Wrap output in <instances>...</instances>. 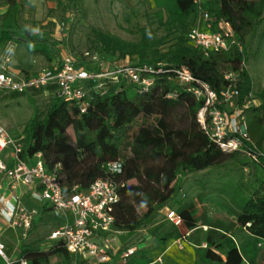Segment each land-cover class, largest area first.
I'll return each mask as SVG.
<instances>
[{
    "label": "trees",
    "instance_id": "16d2710c",
    "mask_svg": "<svg viewBox=\"0 0 264 264\" xmlns=\"http://www.w3.org/2000/svg\"><path fill=\"white\" fill-rule=\"evenodd\" d=\"M176 5L177 8L167 10L166 19L161 21L169 33H183L197 18L198 4L194 0H176ZM203 5L215 21L226 20L232 25L243 47L246 37L264 17V0H205ZM139 31L143 37L138 43L99 29H94V34L101 58L115 62L127 55L136 56L138 62L131 63L147 64L155 69L148 74L154 79L148 91L141 93L135 84L124 80L108 83L104 93L90 84L89 105L81 111L75 103L55 97L53 87H49L52 98L47 111L32 117L23 129L21 156L28 160L42 152L49 171L60 164L57 172L67 193L74 186L86 190L100 177L110 176L124 183L114 210V227L121 232H134L146 226L155 211L169 204L184 175L225 166L236 161L240 153H246L240 149L224 150L209 136L198 119L205 100L189 90L191 85L198 87L205 82L218 95L224 87L233 85L239 91L235 104L242 109L246 136H232H239L248 151L263 152L264 146V87L254 93L260 104L244 107L245 99L253 94V79L245 67L244 48L241 51L233 45L228 51L204 56L186 36L161 49L163 38L160 41L152 38L143 27ZM10 38L8 29H0V43ZM25 40L30 52L42 51L51 60V52L45 45L34 49L36 36L33 33L28 32ZM78 56L79 65L98 70L97 65ZM182 67L189 69L196 79L190 85L176 79L175 70ZM233 78H237L236 81ZM220 107L226 111L225 105ZM259 157L261 163L257 165L264 166V157ZM117 159L123 161L124 170L110 175L103 164ZM132 180L136 183H130ZM237 196L240 207L237 226L255 238L254 255H257V244L264 242V181H260V186L250 195ZM177 212L189 230H200L194 209L183 205ZM189 240L203 248L205 263L243 264L244 257L247 258L246 250L238 246L234 233L224 225L210 224L200 238L190 235ZM213 248H219L222 254L225 251L226 259ZM58 253L69 261L73 258L60 242L47 249L24 243L19 258L28 259L30 264H48L50 256ZM127 264H153V261L145 255L140 258L135 255Z\"/></svg>",
    "mask_w": 264,
    "mask_h": 264
},
{
    "label": "rangeland",
    "instance_id": "374dc122",
    "mask_svg": "<svg viewBox=\"0 0 264 264\" xmlns=\"http://www.w3.org/2000/svg\"><path fill=\"white\" fill-rule=\"evenodd\" d=\"M170 8H177L176 0H74L71 3L67 0L63 2L0 0V29H8L11 33L9 40L0 43V59L11 52L12 68L15 71L34 74L51 66L54 60L59 62L64 54L85 55L89 52L90 56L87 57L95 54L100 56L98 53L100 46L94 29L110 33L125 41L138 43L143 37L139 29L143 27L148 29L152 38L159 41L163 38L159 48L166 49L182 36L185 37L190 27L188 26L183 33L181 31L169 33L161 21L166 19L167 10ZM28 32L36 36L34 49H38L39 45H45L51 52V60H48L42 51L28 50L29 46L25 40ZM244 49L245 67L253 79L254 96L258 89L264 87V17L258 21L255 31L246 37ZM119 62L136 63L138 57L127 55ZM51 98L49 91L46 90L3 94L0 96V123L6 127L10 136L18 137L32 117L45 114ZM225 109L230 119L236 117L239 128L244 130L241 118L236 116L235 105L228 104ZM201 113L200 110L198 113L200 121L203 118ZM70 133L73 137L71 130ZM260 181H264V166L263 164L258 166L246 153H240L236 161L225 166L188 173L181 178L180 188L169 204L155 211L146 226L134 232L117 234L115 246L126 248L137 245L139 246L137 257L145 255L151 260L161 245L158 239L164 240L165 244L169 243L171 238L172 244L175 238L186 232L185 224L178 227L167 220L165 214L167 210H177L183 205L196 211L195 217L198 219L200 230L190 234L195 239L200 238L202 231L208 229L210 224L230 228L236 234L234 237L239 239V235L245 230H241L236 222L240 210L237 195L242 193L250 195L260 186ZM134 182L136 183V180L130 183ZM60 224L59 217L43 214L28 232L17 227L24 233L21 235L22 245L30 243L34 247L43 248L48 245L51 231ZM146 239L154 240L156 246L153 243L141 247ZM257 247L260 255L257 264H264V242L258 243ZM255 250L254 247L253 251ZM175 257L179 260L184 259L175 252L171 254V264H183ZM78 262L79 259L75 257L69 261L58 253L50 256L48 264Z\"/></svg>",
    "mask_w": 264,
    "mask_h": 264
},
{
    "label": "built area",
    "instance_id": "2783aa9c",
    "mask_svg": "<svg viewBox=\"0 0 264 264\" xmlns=\"http://www.w3.org/2000/svg\"><path fill=\"white\" fill-rule=\"evenodd\" d=\"M198 4L197 18L188 28L185 36L204 56L211 52L228 51L233 45L243 50V45L237 39L232 25L226 20L215 21L209 10L204 7L205 0H194ZM86 61L97 65L96 71L89 70L79 65V56L64 54L51 66L43 68L38 73L23 74L12 68L11 52L0 59V96L7 93L23 94L39 89L48 91L53 87V94L57 98L75 103L81 111H85L89 105V85L101 90H106L108 83H116L121 80L135 84L139 92L148 91L154 79L148 75L155 69L147 64L110 62L98 56H90L87 52L80 55ZM176 79L182 84H191L196 79L187 68L175 70ZM228 77V76H227ZM237 78H233L236 81ZM189 90L198 98L205 100V106L201 109L203 128L209 136L224 150H243L257 163H261L260 156L263 152L248 151L243 148L240 134L246 136V124L242 122V109L235 104V97L239 91L233 86H226L218 95L211 87L202 82L200 86L191 85ZM235 105L236 116L241 118L244 130L239 128L236 117L230 119L220 105ZM260 104V100L253 94L245 99L244 107ZM23 132L18 137L10 136L8 130L0 123V172L4 173L10 181L11 198L5 199L3 207H0V218L13 227H20L28 232L38 221L39 211L36 208L27 207L23 202V196L18 191L20 184L34 187L33 196L45 202L53 216L61 219V224L53 229L48 236L47 249L56 243H62L70 255L79 259L78 264H127L138 252V246H129L118 250L114 246L115 236L121 231L115 229L116 204L120 200V187L124 183L114 181L109 177H100L94 180L88 189L79 190L74 186L70 193L63 187V181L57 170L49 171L45 165L42 152L35 153L28 160L21 154L24 148ZM254 148L256 146L254 145ZM10 150L15 163L9 166L4 159L6 151ZM110 175L120 174L124 170L121 159L110 160L103 164ZM166 219L180 227L184 224L177 210H167ZM190 230L185 232L183 238L189 236ZM206 246V244H203ZM0 257L5 264H30L26 258L12 260L6 253V247L0 241Z\"/></svg>",
    "mask_w": 264,
    "mask_h": 264
},
{
    "label": "crops",
    "instance_id": "0c3cea01",
    "mask_svg": "<svg viewBox=\"0 0 264 264\" xmlns=\"http://www.w3.org/2000/svg\"><path fill=\"white\" fill-rule=\"evenodd\" d=\"M4 159L9 166H12L15 163L10 153V150L6 151V155L4 156ZM37 187H38L37 184L34 187H28L22 184L18 186V191L23 196L22 200L24 204L27 207L36 208L40 213L39 218L43 214H49L53 216V213L50 211L46 203L36 199L33 196L32 192L34 189H37ZM8 198H11L10 181L4 173L0 172V207H3L5 199H8ZM188 230L189 229L187 228L186 232ZM241 230H244V229H241ZM189 232L191 234L193 230H190ZM23 234L24 233H22L21 230L14 228L13 226L6 223L4 219L0 218V241L5 244L6 253L12 260H16L20 256V250L22 247V239H23L21 235ZM119 234H122V232ZM184 234H182L178 238H175L172 244H171V238H170V242L165 243V244H164L165 242L164 240L158 239L159 243L161 241V245L156 250V254L153 257H151L153 264H171V254H175V252H177L179 256L184 258V259L179 260L177 259L178 257H175V259L181 261L183 264H217L215 262L205 263V261L203 260V248H200V246L196 245L191 240H189V237L183 238ZM234 235L236 236V234ZM234 239L236 240L240 248H243L246 250V257L248 259L244 257L243 264H257L260 255L259 253H257V255H254L255 251H253V248L255 246L253 243L255 242V238L247 230H245L243 234L241 233V235H239V239L237 237H234ZM116 243H117V235L115 236V239H114V246ZM153 243L155 244L154 240L146 239L145 243L141 244V247H143L145 244L147 246ZM251 244H253L252 247H250ZM131 246H134V245H131ZM115 248L118 250L124 249L119 246L117 247V245L115 246ZM219 248H222V247H219ZM219 248H213V250L217 254H219L222 257V259L225 260L226 259L225 251H224V254H222L221 252H219ZM138 250H139V246H138ZM147 256H149L148 253H147ZM172 256L174 257V255ZM0 264H5V261L1 257H0Z\"/></svg>",
    "mask_w": 264,
    "mask_h": 264
}]
</instances>
